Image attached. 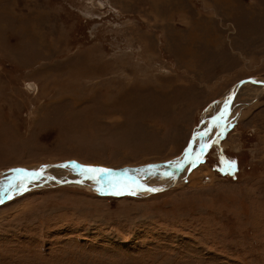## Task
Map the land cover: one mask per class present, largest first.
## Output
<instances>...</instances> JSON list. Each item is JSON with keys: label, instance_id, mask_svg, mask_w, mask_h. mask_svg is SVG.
Listing matches in <instances>:
<instances>
[{"label": "rangeland", "instance_id": "obj_1", "mask_svg": "<svg viewBox=\"0 0 264 264\" xmlns=\"http://www.w3.org/2000/svg\"><path fill=\"white\" fill-rule=\"evenodd\" d=\"M251 77L264 79V0H0V173L170 163L140 178L160 187L211 123L167 190L20 182L0 205V264H264V89L241 88L200 151Z\"/></svg>", "mask_w": 264, "mask_h": 264}, {"label": "bare ground", "instance_id": "obj_2", "mask_svg": "<svg viewBox=\"0 0 264 264\" xmlns=\"http://www.w3.org/2000/svg\"><path fill=\"white\" fill-rule=\"evenodd\" d=\"M263 85H264V79L254 78V81L243 82L240 85H238L235 89H233L234 94H233L232 100L230 102V105H228V110L225 109V116L223 118H218L216 120V123L219 125L218 133H220L222 128L225 126V123H227V121H229L228 119L230 118L229 116H230L231 111H232L233 103L235 102V99L238 95V92L241 90V88H244L246 86H254L257 88L260 87V88L264 89ZM28 86L30 88L32 87L31 84ZM221 119H224V121H222ZM208 120L209 119H206L205 122L202 123V126L196 131V133L194 135H192L190 144L187 147V149L185 150V154H184L183 158L181 160L177 161V166L175 168V172L171 176V181H170V182H173V176L175 175L176 181L173 183L172 187L174 185L176 186L179 183L181 174L183 171H185L187 166H191L193 163L197 162L196 160L194 161L192 158L195 155V153L198 152L197 149L199 148V146L197 145V148H194V146H195V143L197 142V140L199 138H201L202 136H206V135L208 136V134L210 133L211 123H208ZM217 138H218V136L213 135L212 139H208V142L206 144H204L202 149L200 150L202 155H203V151H206L211 146V144H213V142L217 140ZM196 156H197V158L201 157L200 154H197ZM195 158L196 157H194V159ZM72 162H73V165L70 164ZM166 164H168V165H166ZM166 164H157V165H151V166L140 167V168H135V169H122L119 171L106 169L108 171L102 173L99 171H95V172L86 171V169H101V168L91 167L89 165L80 163L78 161L70 160V161H65V162H61V163H53L50 165L36 166L35 168H23V169H17L15 171L12 170L10 173L2 174L0 178L4 177V175H8V174H9V176H13V177L15 176V184L8 191V193H10V195L6 201H9L11 199V197L16 193L17 187H18L20 182H22V181H28V182L34 181L37 178H44L46 176L52 175L54 172H60V174L61 173L64 174V175L61 174L62 179H63L62 180L63 185L69 184V186H75V187H80L82 185H85L90 191H91V189L92 190L96 189L99 193L102 192L103 194H109L110 192L114 193L120 187H125L126 192H129V193L134 192V194H138V193L139 194H153L154 192L151 193V192H147V191H143V190L138 191V190H140L139 187H137L138 185L142 186V187L143 186L148 187V185L146 183H144L143 181H141L140 178H142L146 172H151L154 175V177L157 176V178H159L160 175H165L166 174V173H164L165 168L167 169V168H169V165H171L170 163H166ZM33 170H37V171L35 173H31ZM143 179H145V178L143 177ZM194 179H195V177H194ZM69 180H71L73 182H67ZM167 183H169V182H167ZM35 185H36V183H35ZM162 186H160V187H162ZM143 188H141V189H143ZM6 201H3L2 204L5 203ZM0 205H1V203H0Z\"/></svg>", "mask_w": 264, "mask_h": 264}, {"label": "water", "instance_id": "obj_3", "mask_svg": "<svg viewBox=\"0 0 264 264\" xmlns=\"http://www.w3.org/2000/svg\"><path fill=\"white\" fill-rule=\"evenodd\" d=\"M252 82V81H254V78L253 77H251V78H247V79H245V80H241V81H239L238 83H237V85H240L241 83H243V82ZM264 86V85H263ZM232 88H234V87H232ZM232 91L230 92V95L228 96V98H227V100H226V103H225V105H224V109H227L228 110V105H230V102H231V100H232V97H233V94H234V91H233V89H231ZM216 116V115H215ZM215 116L213 117V120H212V123L214 122V120H215ZM222 121H223V119H221ZM217 127V129H216V131L213 133V135H217L218 134V130H219V125L218 126H216ZM212 135V136H213ZM70 164H72L73 165V162L72 163H70ZM81 166V165H80ZM101 169H106V168H104V167H101ZM10 171V170H9ZM37 170H33L31 173H35ZM2 174H5V171L4 172H2V173H0V176L2 175ZM176 178H175V175L173 176V182H169V183H167L166 185H164V186H162V187H159V186H156V185H153V186H148V187H146V186H137V187H139V189L140 190H138V191H147V192H151V193H155V192H160V191H162V190H167V189H169V188H171L172 187V185H173V183L176 181L175 180ZM67 182H73V181H71V180H69V181H67ZM128 188V187H127ZM141 188H143V189H141ZM147 189H155V191H149V190H147ZM97 191V190H96ZM101 191V190H100ZM124 193H129V192H126V188L125 187H120V188H118V190L116 191V192H114V193H109V194H113V195H122V194H124ZM9 195H10V193H7L4 197H2V198H0V203H2L3 201H6L7 199H8V197H9Z\"/></svg>", "mask_w": 264, "mask_h": 264}, {"label": "snow or ice", "instance_id": "obj_4", "mask_svg": "<svg viewBox=\"0 0 264 264\" xmlns=\"http://www.w3.org/2000/svg\"><path fill=\"white\" fill-rule=\"evenodd\" d=\"M86 171H93V172H95V171H99V172H107L108 170H106V169H86ZM147 190H149V191H155V189H147Z\"/></svg>", "mask_w": 264, "mask_h": 264}]
</instances>
